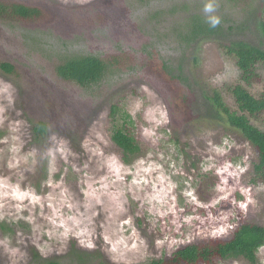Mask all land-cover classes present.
I'll use <instances>...</instances> for the list:
<instances>
[{
  "label": "rangeland",
  "instance_id": "obj_1",
  "mask_svg": "<svg viewBox=\"0 0 264 264\" xmlns=\"http://www.w3.org/2000/svg\"><path fill=\"white\" fill-rule=\"evenodd\" d=\"M46 11L43 22L0 21V264H150L190 244L229 240L241 224L264 228V183L253 184L251 144L230 127L204 121L202 93L217 90L240 113L232 90L259 97L236 60L214 42L187 67V109L145 65L183 50L172 32L192 13L226 26L244 17L231 0H5ZM213 3L212 13L204 5ZM237 38L242 39L238 35ZM129 51L136 61L81 88L57 78L72 56ZM189 53V52H188ZM191 64L190 62H188ZM257 73L264 75L259 65ZM129 117L140 154L130 164L112 142V107ZM242 114V113H240ZM264 132V114L249 116ZM43 122L47 136L35 139ZM264 264V247L257 254ZM217 264H250L244 259Z\"/></svg>",
  "mask_w": 264,
  "mask_h": 264
},
{
  "label": "trees",
  "instance_id": "obj_2",
  "mask_svg": "<svg viewBox=\"0 0 264 264\" xmlns=\"http://www.w3.org/2000/svg\"><path fill=\"white\" fill-rule=\"evenodd\" d=\"M231 1L243 6L244 17L241 21L228 26L219 23L213 27L203 15L192 13L172 27V32L183 50L175 60H165L153 54L146 55V67L167 86L169 93L174 95L173 107L177 111L187 109L186 91L193 86L187 75V67L197 64L196 50L205 42H214L226 55L236 60L243 83L249 86L264 83V75L257 73L259 65L264 68V0ZM46 18V11L39 7L0 0V21L31 24L43 22ZM135 61L136 56L129 51H119L101 57H64L55 65L54 73L62 81L88 88L101 83L111 71L130 69ZM0 69L8 75L15 72L14 66L6 62L0 64ZM232 94L242 114L231 111L217 90L204 89L201 105L205 111L203 120L226 125L251 144L257 156L252 183H264V132L255 127L247 116L264 114V90L259 97H255L243 86L238 85L232 90ZM118 114V107L113 106L110 137L122 152L124 163L130 164L140 154L141 148L134 135L130 118L126 116L121 119L122 123H119ZM32 134L35 139L47 136L46 124H33ZM262 247L264 228L241 224L229 240L190 244L177 250L170 258L152 261L150 264H217L220 260L229 259H244L250 264H257V254ZM75 253L79 264H86L87 260L91 262L90 254L81 251ZM35 258H40V264H62L55 260H43L38 253H35Z\"/></svg>",
  "mask_w": 264,
  "mask_h": 264
},
{
  "label": "clouds",
  "instance_id": "obj_3",
  "mask_svg": "<svg viewBox=\"0 0 264 264\" xmlns=\"http://www.w3.org/2000/svg\"><path fill=\"white\" fill-rule=\"evenodd\" d=\"M214 10H215V9H214V5H213V3L208 2V3H206V4L204 5V12H205V13H212ZM209 23H210L213 27H215V26H217V25L220 23V20H219L218 17L211 16V17H209Z\"/></svg>",
  "mask_w": 264,
  "mask_h": 264
}]
</instances>
